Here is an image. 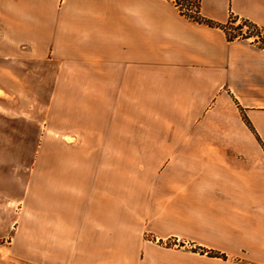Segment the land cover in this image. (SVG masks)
<instances>
[{"label":"crops","instance_id":"crops-1","mask_svg":"<svg viewBox=\"0 0 264 264\" xmlns=\"http://www.w3.org/2000/svg\"><path fill=\"white\" fill-rule=\"evenodd\" d=\"M199 13L264 28V0ZM123 112L161 135L122 140ZM116 144L175 162L121 185ZM0 145L36 146L0 169V264H264V49L172 0H0ZM171 237L227 258L156 243Z\"/></svg>","mask_w":264,"mask_h":264},{"label":"rangeland","instance_id":"rangeland-1","mask_svg":"<svg viewBox=\"0 0 264 264\" xmlns=\"http://www.w3.org/2000/svg\"><path fill=\"white\" fill-rule=\"evenodd\" d=\"M174 4L182 9H187L185 13L194 14L193 11L195 8L197 9V3L199 0H188L186 3H181L179 0H172ZM179 3L181 6H179ZM237 24V22L235 23ZM234 24V25H235ZM128 117L131 119H137V128L133 129L130 126L128 121ZM144 118V114H129L127 112L121 113V124L119 125V129L117 134L121 136L122 140L124 137L128 136H137L138 138L144 137H156L160 136L161 132L159 129H146L144 128L143 122L140 123ZM244 119V117H243ZM176 132V131H175ZM191 132V130H186V134ZM196 135L200 136H215V131L211 130H202L201 132H197ZM172 136V135H170ZM64 138V136L62 137ZM36 146L34 145H14V146H1L0 145V169H9L12 173L9 174V178H12V175H17V171L24 172L26 171L27 166L30 163L31 155L34 151ZM166 146L161 145H145V144H137V145H130V144H116L110 145L109 152L114 154L115 156L119 155V159L113 160L109 159L107 164L110 168V174L107 175L106 180L112 181V179L121 182V185H126L125 177H133L136 178V181H140L143 178V174L140 171H144L145 168L153 174V177L156 176L160 170H162L165 166H170L175 161H168V160H159V159H152V160H144L143 158H139V153L148 152L154 158H158L157 154L160 153L161 148ZM173 150V149H172ZM134 153L138 154L136 159L132 158L130 155ZM111 158V157H110ZM137 172V173H136ZM130 173V174H129ZM135 174V176H134ZM132 178V179H133ZM122 196V195H121ZM134 198L136 201H141L140 195L138 193L135 195ZM137 205V204H136ZM146 239H150L146 233L142 235ZM6 240L5 237L0 238V243H3ZM156 240L154 239L153 242ZM162 245L164 248L170 249H180L185 251L195 252L207 257H219L226 259L227 256L225 253H220L217 250L210 249L206 246L198 245L196 242L182 240V238L171 237L167 238L166 240L162 241L159 240L156 242ZM5 257L2 255L0 256V261H3ZM233 263L241 264V263H248L246 261H239L234 258Z\"/></svg>","mask_w":264,"mask_h":264},{"label":"trees","instance_id":"trees-1","mask_svg":"<svg viewBox=\"0 0 264 264\" xmlns=\"http://www.w3.org/2000/svg\"><path fill=\"white\" fill-rule=\"evenodd\" d=\"M179 1L183 4L188 2V0ZM179 11L193 21L222 29L228 40L251 38L253 43L264 49V28L260 27L248 18L238 17L237 15L230 13L228 15V19L224 23L216 22L212 19L202 16L199 13V2L197 3V9L193 15L184 13L180 8ZM236 22L237 24H235ZM244 120L247 124H249L245 117Z\"/></svg>","mask_w":264,"mask_h":264},{"label":"built area","instance_id":"built-area-1","mask_svg":"<svg viewBox=\"0 0 264 264\" xmlns=\"http://www.w3.org/2000/svg\"><path fill=\"white\" fill-rule=\"evenodd\" d=\"M179 6H181L180 3H179ZM182 11L185 13L186 11H189V10H187V9H182ZM195 11H196V8H195V10L193 11V13H195Z\"/></svg>","mask_w":264,"mask_h":264}]
</instances>
